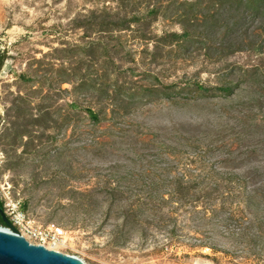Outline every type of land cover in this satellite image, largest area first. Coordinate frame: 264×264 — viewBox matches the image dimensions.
Listing matches in <instances>:
<instances>
[{
	"label": "rangeland",
	"instance_id": "obj_1",
	"mask_svg": "<svg viewBox=\"0 0 264 264\" xmlns=\"http://www.w3.org/2000/svg\"><path fill=\"white\" fill-rule=\"evenodd\" d=\"M104 7L115 10L116 3L0 0V50L6 52L0 69L1 201L4 204V197L8 196L19 204L20 210L26 204L23 212L35 225L60 228L66 238L62 251L84 264H264V203L235 206L236 203L216 200L206 206L208 212L203 211L202 203L194 211L189 205L170 202L165 186L150 190L149 183L140 177L148 161H159V166L169 162L172 166L177 158L192 156L193 149L183 145L185 138L188 144L198 140L203 147L208 143L230 145L233 155L253 149L254 153L237 157L228 168L219 171L240 177L256 169L255 176L248 175L245 186L250 191L264 185V82L242 85L227 103L202 100L182 108L159 99L150 100L122 116L116 126L107 120L98 130L86 124L73 127L72 118L66 128L60 129L62 123L58 120L55 127L29 145H23L27 138L14 140L3 134L9 116H18L15 108L10 110L15 97L26 98L27 103L21 104L25 115H36L39 106H48L53 115L76 96L58 93V85L51 89L36 82L21 85L17 77L35 66L37 75L45 73L53 48L79 42L82 31L72 29V21ZM258 23L257 19L245 18L228 37L241 46L240 52L226 60L233 66L235 78L254 67L264 68V52L249 48L252 40L262 37L254 30ZM165 29L179 30L162 19L152 24L157 35ZM210 40L217 45L219 32L212 33ZM126 47L133 53L132 65L142 71L141 44L128 39ZM184 58L164 72L165 82L177 81L183 75L194 76L204 67L211 71L222 65L219 62L213 66L194 51ZM34 60L41 63L36 65ZM198 77L202 81L212 79L207 73ZM62 88L70 89L67 84ZM46 94L49 98L42 101ZM253 122L260 128L254 129ZM74 128L80 133L72 136ZM53 132L56 142L51 143L46 135ZM101 132L109 145L100 154L89 147L79 149L88 146L92 135ZM160 142L173 145L178 155L169 159L162 155L161 160L151 157L158 153ZM145 144L150 148H142ZM47 152L50 154L43 156ZM144 154L150 155L146 161L140 159ZM205 155L203 161L211 169V165L216 168L217 162L227 157L222 149ZM11 161L17 163L11 165ZM110 189L115 191L109 194ZM128 207L141 213L138 223H123ZM142 209L147 210L142 213Z\"/></svg>",
	"mask_w": 264,
	"mask_h": 264
},
{
	"label": "trees",
	"instance_id": "obj_2",
	"mask_svg": "<svg viewBox=\"0 0 264 264\" xmlns=\"http://www.w3.org/2000/svg\"><path fill=\"white\" fill-rule=\"evenodd\" d=\"M112 1L116 3L115 10L107 7L99 11L92 9L72 21L71 28L82 31L79 42L61 43V47L53 48L50 53L52 61L45 63V73L37 75L35 66L32 71L18 74L17 79L21 85L43 83L48 89L58 85V93L67 92L76 96L65 102L64 108L57 109L53 115L48 111V106H39L36 115L30 112L25 115L21 104L27 103L26 98L15 97L10 110L15 108L14 112L18 116L7 114L10 119L3 131L4 135L14 140L27 138L23 145H29L31 141L44 136L45 131L55 127L58 120L62 123L60 129L66 128L72 118L73 127L79 128L81 124H86L93 130H98L107 120H112L111 126H116L122 116L150 100L159 99L182 108L202 100L216 99L227 103L242 85L264 82V68L254 67L251 72L244 71L235 78L233 66L226 61L228 57L241 51L240 42L234 38L228 40V37L241 27V21L249 17L259 21L254 30L262 36L259 41L252 40L249 48L264 52V0ZM158 19L168 21L170 26H177L179 30L165 29L157 35L152 30V24ZM214 32L220 34L217 45L210 40V35ZM128 39L135 40L142 46L139 50V66L141 64L143 69L140 72L132 65L135 59L132 51L126 47ZM148 44L151 45L150 48ZM193 51L198 52L213 66L220 62L221 67H215L211 71L204 67L194 76L183 75L177 81L165 82L164 72ZM5 59L6 52L0 50V69ZM33 63L37 65L41 62L34 60ZM150 64H153L151 69ZM200 73L210 74L212 79L202 81L198 77ZM64 84L70 87L68 91L62 88ZM48 98L49 95L46 94L41 100ZM251 126L254 129L260 128L257 122L251 123ZM76 128L72 136L80 133L78 130L75 133ZM46 138L51 143L56 142L55 132L46 135ZM105 138L102 132L100 135H92L90 144L79 149L89 147L92 152L100 154L109 145ZM183 141V145L193 149L192 156H187L184 160L177 158L172 166L169 162L165 166H159V161H148L142 167L140 177L149 183L150 190L165 186L170 202L179 206L189 205L194 211L202 203L203 211L208 212L206 206L213 205L216 200L236 203L235 206L241 203L249 206L264 203V185L250 191L245 186L247 178L255 176L256 169L247 171L241 178L229 171H219L221 168H228L237 157L254 153L253 149L233 155L230 145L208 143L203 147L198 140L189 144L188 139L183 138ZM144 146L142 148H150L148 144ZM217 149L224 150L227 157L217 162L218 169L213 168V165L211 169L203 158L206 153ZM157 150L158 153L151 157L158 160H161L162 155L168 159L178 155L171 144L160 142ZM48 154L50 153H44L43 156ZM34 156L39 155L34 153ZM147 156L150 155L144 154L140 159L146 161ZM8 163L15 165L17 161ZM114 191L115 189H110L109 194ZM25 208L26 204H23L21 210ZM0 209H3L1 199ZM147 209H142V213ZM140 215L135 207H128L123 223L136 224ZM0 226H4L1 219Z\"/></svg>",
	"mask_w": 264,
	"mask_h": 264
},
{
	"label": "water",
	"instance_id": "obj_3",
	"mask_svg": "<svg viewBox=\"0 0 264 264\" xmlns=\"http://www.w3.org/2000/svg\"><path fill=\"white\" fill-rule=\"evenodd\" d=\"M4 227H0V264H84L79 258L29 244L11 228L0 210ZM10 228L11 232L5 230Z\"/></svg>",
	"mask_w": 264,
	"mask_h": 264
},
{
	"label": "built area",
	"instance_id": "obj_4",
	"mask_svg": "<svg viewBox=\"0 0 264 264\" xmlns=\"http://www.w3.org/2000/svg\"><path fill=\"white\" fill-rule=\"evenodd\" d=\"M4 200L3 208L5 215L11 228L14 229L18 235L23 237L29 244L40 245L45 249L67 254L62 251L66 241H64L63 232L60 228L35 225L24 212L20 210L18 203L13 202L8 196H5ZM5 230L11 232L10 228H5Z\"/></svg>",
	"mask_w": 264,
	"mask_h": 264
},
{
	"label": "flooded vegetation",
	"instance_id": "obj_5",
	"mask_svg": "<svg viewBox=\"0 0 264 264\" xmlns=\"http://www.w3.org/2000/svg\"><path fill=\"white\" fill-rule=\"evenodd\" d=\"M2 212H3V214L5 215V212H4V208L3 209H0ZM5 217H6V215H5ZM7 218V217H6ZM0 219H1V217H0Z\"/></svg>",
	"mask_w": 264,
	"mask_h": 264
},
{
	"label": "bare ground",
	"instance_id": "obj_6",
	"mask_svg": "<svg viewBox=\"0 0 264 264\" xmlns=\"http://www.w3.org/2000/svg\"><path fill=\"white\" fill-rule=\"evenodd\" d=\"M64 241H66V238L64 237Z\"/></svg>",
	"mask_w": 264,
	"mask_h": 264
}]
</instances>
